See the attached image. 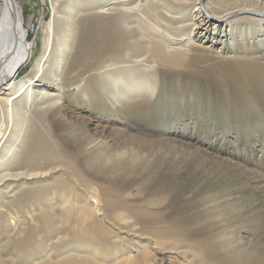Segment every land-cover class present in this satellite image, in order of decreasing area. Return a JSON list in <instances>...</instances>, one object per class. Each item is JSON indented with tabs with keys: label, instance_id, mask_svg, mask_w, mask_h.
<instances>
[{
	"label": "bare ground",
	"instance_id": "1",
	"mask_svg": "<svg viewBox=\"0 0 264 264\" xmlns=\"http://www.w3.org/2000/svg\"><path fill=\"white\" fill-rule=\"evenodd\" d=\"M48 1L51 15L40 24L42 45L34 53L19 0H0V264H139L128 251L111 261L100 251L99 195L83 175L70 177L68 169L72 146L89 145V162L97 166L101 156L92 147L98 140H90L68 116L87 106L100 109L104 101H109L107 108L125 102L134 110L157 112L159 100L179 86L166 80L181 76L219 73L227 82L264 84V63L238 55L258 51L264 59V0ZM115 4L125 15L114 36L97 38L77 28L84 11H105ZM246 40L249 45L255 40L257 49L244 48ZM30 62V71L16 80ZM211 62L213 67L201 73ZM128 105L121 109L128 111ZM46 179H53L51 191L58 201L48 202V209L59 217L38 220L42 226L59 221L65 228L73 219L80 253H69L60 242L57 254H38L32 227L24 240L20 237V213L40 208L38 198L48 192L27 188V183ZM23 185L26 189L19 192ZM244 264L264 262L254 254Z\"/></svg>",
	"mask_w": 264,
	"mask_h": 264
},
{
	"label": "rangeland",
	"instance_id": "2",
	"mask_svg": "<svg viewBox=\"0 0 264 264\" xmlns=\"http://www.w3.org/2000/svg\"><path fill=\"white\" fill-rule=\"evenodd\" d=\"M19 2L32 50L38 53L40 24L51 15L49 1ZM124 15L116 4L84 11L77 28L97 38L112 37ZM248 41L243 46L253 52L255 40ZM238 55L264 63L258 51ZM32 64L22 66L14 78L25 76ZM166 82L179 86L159 100L157 112L134 110L125 102L121 105H128V111L119 104L107 108L109 101H104L103 109L92 105L68 116L87 130L90 140H98L92 147L101 156L97 166L89 162V145L72 146L68 169L70 177L83 175L99 195L100 251L107 261L128 251L139 257V264H244L254 254L264 262V84L227 82L219 73ZM69 98L79 103L74 95ZM52 180L27 183V188L48 192L38 198L40 208L20 213V237L24 240L32 227L38 254H57L60 242L69 253H80L73 219L65 228L59 221L42 226L38 220L44 215L58 220L59 213L48 209V202L58 205Z\"/></svg>",
	"mask_w": 264,
	"mask_h": 264
}]
</instances>
